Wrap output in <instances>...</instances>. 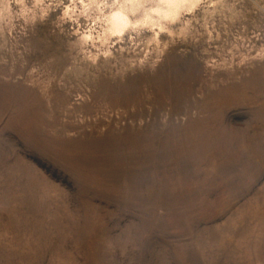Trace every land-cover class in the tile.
Masks as SVG:
<instances>
[{
  "label": "rangeland",
  "instance_id": "rangeland-1",
  "mask_svg": "<svg viewBox=\"0 0 264 264\" xmlns=\"http://www.w3.org/2000/svg\"><path fill=\"white\" fill-rule=\"evenodd\" d=\"M0 264H264V0H0Z\"/></svg>",
  "mask_w": 264,
  "mask_h": 264
},
{
  "label": "bare ground",
  "instance_id": "bare-ground-1",
  "mask_svg": "<svg viewBox=\"0 0 264 264\" xmlns=\"http://www.w3.org/2000/svg\"><path fill=\"white\" fill-rule=\"evenodd\" d=\"M116 18L120 22H123L124 21V17L121 14L117 15Z\"/></svg>",
  "mask_w": 264,
  "mask_h": 264
}]
</instances>
